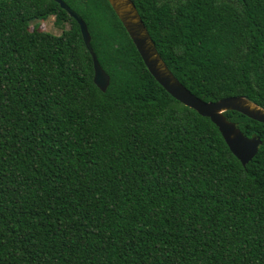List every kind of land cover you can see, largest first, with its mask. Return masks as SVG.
<instances>
[{"label": "trees", "instance_id": "obj_1", "mask_svg": "<svg viewBox=\"0 0 264 264\" xmlns=\"http://www.w3.org/2000/svg\"><path fill=\"white\" fill-rule=\"evenodd\" d=\"M0 0V264H264V124L245 166L150 75L107 0ZM178 81L264 109V0H132ZM54 18V35L39 22ZM68 25V28H65Z\"/></svg>", "mask_w": 264, "mask_h": 264}, {"label": "water", "instance_id": "obj_2", "mask_svg": "<svg viewBox=\"0 0 264 264\" xmlns=\"http://www.w3.org/2000/svg\"><path fill=\"white\" fill-rule=\"evenodd\" d=\"M79 25L82 40L93 62V83L105 93L110 78L100 66L91 47V36L82 18L62 0H52ZM139 53L146 69L155 81L176 101L208 118L219 130L231 153L245 166L257 154L261 140L245 136L226 112H238L250 120L264 124V109L245 97L235 96L217 102H204L188 91L173 75L159 55L148 30L132 0H107Z\"/></svg>", "mask_w": 264, "mask_h": 264}, {"label": "rangeland", "instance_id": "obj_3", "mask_svg": "<svg viewBox=\"0 0 264 264\" xmlns=\"http://www.w3.org/2000/svg\"><path fill=\"white\" fill-rule=\"evenodd\" d=\"M53 23H54V18L50 17L44 22H39V26L41 30L45 32H48L54 35H59L61 33V30L56 28ZM68 27H69L68 25H65V28H68Z\"/></svg>", "mask_w": 264, "mask_h": 264}]
</instances>
